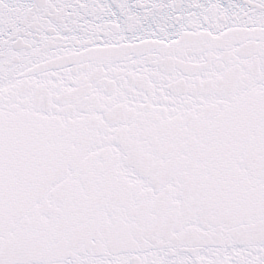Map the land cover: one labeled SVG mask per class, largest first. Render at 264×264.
<instances>
[{"label":"snow or ice","instance_id":"1","mask_svg":"<svg viewBox=\"0 0 264 264\" xmlns=\"http://www.w3.org/2000/svg\"><path fill=\"white\" fill-rule=\"evenodd\" d=\"M0 264H264V0H0Z\"/></svg>","mask_w":264,"mask_h":264}]
</instances>
